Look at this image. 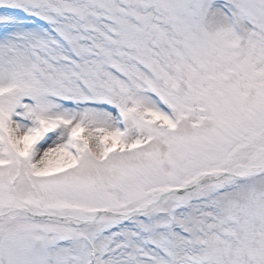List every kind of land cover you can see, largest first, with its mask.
Listing matches in <instances>:
<instances>
[{
	"label": "snow or ice",
	"instance_id": "obj_1",
	"mask_svg": "<svg viewBox=\"0 0 264 264\" xmlns=\"http://www.w3.org/2000/svg\"><path fill=\"white\" fill-rule=\"evenodd\" d=\"M0 264H264V0H0Z\"/></svg>",
	"mask_w": 264,
	"mask_h": 264
}]
</instances>
